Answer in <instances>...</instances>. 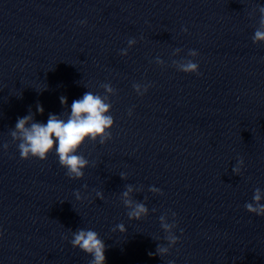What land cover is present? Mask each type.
I'll return each instance as SVG.
<instances>
[{
	"label": "clouds",
	"instance_id": "1",
	"mask_svg": "<svg viewBox=\"0 0 264 264\" xmlns=\"http://www.w3.org/2000/svg\"><path fill=\"white\" fill-rule=\"evenodd\" d=\"M264 22V21H262ZM84 23V22H82ZM185 31H187L185 29ZM255 41H264V31L257 30L253 37ZM134 41H129L133 43ZM191 55H197L194 50L190 51ZM182 72L199 74V65L189 61L181 65ZM109 92L112 88L109 85H104ZM61 104H66L65 97L60 98ZM111 106L106 104L99 95L92 92H85L81 99L73 100L71 104V112L67 120L59 118L56 115H49L47 123H31L30 127H25L31 116H24L18 118L15 128L20 132V142L18 149L21 159L38 158L46 160L50 152L55 149L59 158V163L62 167L67 169L69 177L80 178L84 175L81 171L88 163L87 159L82 155H77L79 148L85 143L87 139L95 141L97 137L100 138V143L103 144L106 139L111 138L110 129L113 126V117L105 115ZM37 111L43 113V107L37 106ZM131 115V112H129ZM14 137L16 133L12 134ZM55 138V139H54ZM7 149V145H5ZM233 171H238L233 169ZM130 190V189H129ZM98 195H100L98 193ZM125 197L128 192H124ZM102 198V196H101ZM253 203H246L245 208L249 213H255L258 216L264 215V205L260 204V190L256 189L253 196ZM125 203L131 207L132 202L126 200ZM147 213V208L140 203L129 212V217L139 219L141 215ZM120 230L125 231L123 225L118 226ZM167 229L168 225H163ZM179 241L178 236L170 237V242L176 244ZM74 248H79L81 251L91 255L93 259L90 264H105V244L98 238V233L93 230L80 229L73 233V238L70 241ZM158 253L167 252V248H157ZM149 255H154L149 253ZM173 264V262H170Z\"/></svg>",
	"mask_w": 264,
	"mask_h": 264
}]
</instances>
